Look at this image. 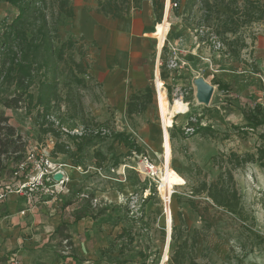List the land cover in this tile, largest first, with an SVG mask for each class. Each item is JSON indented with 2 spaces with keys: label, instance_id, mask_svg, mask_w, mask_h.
I'll list each match as a JSON object with an SVG mask.
<instances>
[{
  "label": "rangeland",
  "instance_id": "374dc122",
  "mask_svg": "<svg viewBox=\"0 0 264 264\" xmlns=\"http://www.w3.org/2000/svg\"><path fill=\"white\" fill-rule=\"evenodd\" d=\"M142 1L132 0L133 5L127 15L140 13ZM156 1L155 26L163 23L166 4V0ZM97 2L72 0L74 17L64 18L59 27L62 41L72 39L76 43V59L81 58V51L87 54L85 59L91 63L92 76L97 45L84 40L81 33L84 30L82 21L97 14ZM173 4L171 0L170 29L160 56L161 78L170 101L169 110L175 115L174 126L169 128L170 163L185 178V183L176 185L171 195L172 228L166 260L165 184L159 177L148 175L143 163L146 156L158 167L161 177L165 146L154 73L157 47L150 58L152 77L141 88L152 89L153 102L142 114L129 116L125 108L131 94L138 91L132 80H126V92L112 95L108 92L110 88L106 87L104 76L99 79L87 77L89 87L83 91L87 115L100 123L109 122L117 131L131 134L144 152L133 153L112 138H95L85 139L84 149L79 153L74 142L64 134L61 141L72 149L67 158L88 171L87 178L79 183L78 188L62 195L64 203H78L81 207L75 213L78 219L83 215L94 217L96 214L113 217L116 236L93 262L173 264L171 257L176 247L186 238L191 245L192 238L196 236L198 240L193 245L195 255L190 246L186 264H264V166L248 163L234 171L245 217L224 213L212 229L205 231L199 216L187 203L193 185L201 180L211 182L217 178L220 169L213 160L214 156L229 155L232 151L239 154L256 152L257 148L264 147V125L255 131L248 129V132L237 128L247 125L246 113L256 105H261L264 110V22L253 23L245 29L249 47L243 51L242 57L246 64L224 55L218 50L219 45L213 47L207 37L200 40L196 31L184 26ZM17 14V8L0 0V29L3 22L10 23ZM253 67L257 68L254 70ZM197 78H203L214 86L208 104L200 103L196 97ZM218 82L228 85V88L220 90ZM10 95L11 91H0V113L9 117V122L27 141L29 150L52 152L56 137L41 135L24 109L5 107L2 101ZM117 97V102H114ZM200 125L211 126L214 133L194 134ZM80 130L74 132L79 134ZM122 146L124 148H120ZM191 162L202 172L196 174ZM125 164L131 167L124 168ZM113 193L117 196L114 200L111 198ZM96 198L102 201L101 206L98 204L101 202H95ZM105 201L108 206H105ZM107 221L110 222V218ZM65 230L70 231V228L64 226L62 235H67ZM72 230H76V225L73 224ZM67 236L70 238L64 242L65 251L74 253L72 236Z\"/></svg>",
  "mask_w": 264,
  "mask_h": 264
},
{
  "label": "trees",
  "instance_id": "16d2710c",
  "mask_svg": "<svg viewBox=\"0 0 264 264\" xmlns=\"http://www.w3.org/2000/svg\"><path fill=\"white\" fill-rule=\"evenodd\" d=\"M18 9L17 16L3 22L0 29V91H11L2 102L11 109H24L32 117L41 135L56 137L52 156L68 155L71 146L61 141L67 135L80 153L85 139L112 138L131 152L142 153L143 148L125 131H117L109 122H97L87 115L83 91L88 89L87 77L91 78V63L80 52L76 59V43L72 39L61 40L62 20L74 17L72 0H3ZM174 10L187 28L196 31L200 40L207 37L213 47L229 58L246 63L243 51L249 47L245 29L256 22H264V0H172ZM130 0H98L97 12L119 18L129 9ZM157 13V1L153 0ZM171 6V5H170ZM181 10V11H180ZM197 12L199 14H197ZM247 64V63H246ZM254 70L257 67H253ZM224 90L228 85L218 82ZM153 102L150 87L131 94L127 103L129 116L142 114ZM247 125L237 127L248 132L264 125V110L261 105L246 113ZM77 134L74 131L79 130ZM210 133L211 126H198L194 134ZM173 137L176 134H172ZM28 144L9 122V117L0 113V182H8L15 168L28 155ZM100 156V153H97ZM190 160V157L188 156ZM220 172L211 182L201 180L191 189L187 203L199 216L203 229H212L224 213L245 217L241 193L237 187L234 171L248 163L264 166V147L256 152L214 156ZM196 174L202 170L191 162ZM195 197H198L196 199ZM60 225L56 232L62 235ZM195 232H198L197 230ZM195 236L186 238L178 245L171 257L173 264H186L190 257L188 248L197 243ZM192 254L195 255L194 247Z\"/></svg>",
  "mask_w": 264,
  "mask_h": 264
},
{
  "label": "crops",
  "instance_id": "0c3cea01",
  "mask_svg": "<svg viewBox=\"0 0 264 264\" xmlns=\"http://www.w3.org/2000/svg\"><path fill=\"white\" fill-rule=\"evenodd\" d=\"M130 1L129 9L119 18L105 16L96 10L95 16L82 21L84 30L81 34L84 40L97 45L94 75L91 76L98 79L104 76L106 87L108 85L110 88L107 91L112 95L126 92V80H132L138 90H142L143 85L152 77L153 64L150 58L156 47L158 57L154 67L155 80L157 69L161 70L162 51L157 35L160 23L156 26L154 24L156 11L153 0H143L140 13L127 15L133 5ZM117 100L118 97L113 101ZM49 153L51 151H46V154ZM53 157L64 163L70 161L64 154ZM85 171L77 175L73 169H65L66 174L72 176L68 185L69 193L87 178L88 171ZM32 173L33 168L29 166L14 184ZM111 198H117L116 194L113 193ZM95 201L101 202L98 203L100 206L103 204L98 198ZM77 204L58 201L40 190L26 195L12 192L1 200L0 264H8L13 254L20 257L22 264H101V261L93 262V259L102 255L109 247L111 238L116 236L113 217L96 214L94 217L83 215L78 219L75 213L81 207ZM105 206H108L107 201ZM109 218L110 222L107 221ZM73 224L76 225L75 231L72 230ZM60 225L70 228L65 233L72 236L74 253L65 251L67 247L64 242L70 237L56 232Z\"/></svg>",
  "mask_w": 264,
  "mask_h": 264
},
{
  "label": "built area",
  "instance_id": "2783aa9c",
  "mask_svg": "<svg viewBox=\"0 0 264 264\" xmlns=\"http://www.w3.org/2000/svg\"><path fill=\"white\" fill-rule=\"evenodd\" d=\"M173 5L176 6L177 4L174 3ZM156 94H158L157 86ZM143 163L148 175L157 176L162 181V177L159 176V169L152 161L148 160L145 156ZM29 166H32L33 173L17 184H14ZM129 167H131L129 164L124 165V168ZM66 168L73 169L74 172H86L80 164L72 163L71 161L67 163L60 162L50 153L46 154L28 150L26 159L15 168L11 179L8 182H0V201L12 192L26 195L38 190L47 195L54 196L58 201H63L62 195L69 193L70 189L68 185L72 181V176L67 175L65 172ZM58 172L63 174L61 180L54 178V175ZM159 185H161V182ZM8 264H22V262L17 254H13L8 260Z\"/></svg>",
  "mask_w": 264,
  "mask_h": 264
},
{
  "label": "bare ground",
  "instance_id": "6f19581e",
  "mask_svg": "<svg viewBox=\"0 0 264 264\" xmlns=\"http://www.w3.org/2000/svg\"><path fill=\"white\" fill-rule=\"evenodd\" d=\"M170 4H171V0H166L165 10H164V21L158 27L157 35L161 47L165 45L167 40V35L170 29V21H169ZM163 85L164 82L163 79L161 78V70L158 68L156 75V86L158 89L157 103L162 120L163 141L165 146V162L163 167V173L161 174L162 180L165 184L164 209H165V216H166L165 219L167 222V233H168L167 242L165 244V258H164L165 261L169 252L170 239H171V228H172L171 195L173 188L176 185H181L185 183V178L182 177L176 170H174L171 167V163H170L171 151L169 146V137H170L169 128L174 126L175 115L171 113L169 110L170 101L167 98V93Z\"/></svg>",
  "mask_w": 264,
  "mask_h": 264
},
{
  "label": "water",
  "instance_id": "95a60500",
  "mask_svg": "<svg viewBox=\"0 0 264 264\" xmlns=\"http://www.w3.org/2000/svg\"><path fill=\"white\" fill-rule=\"evenodd\" d=\"M196 84V97L198 101L202 104H208L213 96L214 93V86L204 80L203 78H197L195 81ZM63 174L58 172L54 175L56 180H61Z\"/></svg>",
  "mask_w": 264,
  "mask_h": 264
}]
</instances>
